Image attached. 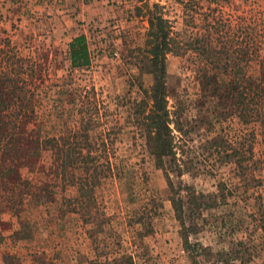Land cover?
<instances>
[{
  "label": "rangeland",
  "instance_id": "rangeland-1",
  "mask_svg": "<svg viewBox=\"0 0 264 264\" xmlns=\"http://www.w3.org/2000/svg\"><path fill=\"white\" fill-rule=\"evenodd\" d=\"M161 4L171 18L182 12L173 0H161ZM126 5L122 0H0V36L9 35L25 56H32L36 66L49 73L37 101L31 103L42 121L43 135H59L67 124L77 125L86 99L73 105L57 91L70 86L76 90L95 87L104 115L95 131L120 133L114 145L116 176L104 179L97 188L93 209L105 219V232L98 233L101 248L133 254L137 260L140 256L147 264H185L181 226L169 200L166 174L155 166L145 130L131 122L126 109L127 102L137 98L139 102L143 95L131 82L139 69L126 50L144 45L148 27L147 20L138 17V12L137 16L128 12ZM177 27L182 25L177 23ZM79 34L89 37L92 65L74 70L67 79L72 70L69 43ZM193 62L192 56L181 54H170L167 61L169 109L171 117L180 118L183 125L181 133L174 131L178 155L188 165L181 178L174 171L171 177L177 185L183 181L193 186L207 203L202 230L191 232L190 239L211 247L216 254L215 261L202 255L201 264H264L263 136L257 127L235 122L219 127L222 145L212 147L208 140L215 131L209 132L207 109L199 105L201 89ZM143 82L149 88L151 76L144 74ZM254 129L258 162L249 153V134ZM242 132L247 140L243 148L247 165L241 172L226 161L224 151L239 146ZM56 190L51 202L26 203L23 220L10 210L0 212V264H7L5 253L14 254L18 264H93L96 251L90 232L98 229L96 221L87 224L79 212L63 207L64 195L74 197L76 188ZM150 199L155 203L150 202L147 220L152 226L146 231L137 214L138 207ZM187 222H192L190 217ZM142 230L144 236L139 235Z\"/></svg>",
  "mask_w": 264,
  "mask_h": 264
},
{
  "label": "trees",
  "instance_id": "trees-1",
  "mask_svg": "<svg viewBox=\"0 0 264 264\" xmlns=\"http://www.w3.org/2000/svg\"><path fill=\"white\" fill-rule=\"evenodd\" d=\"M173 1L182 9L174 18L161 0H137L134 8L127 10L136 16L138 12V17L147 20L148 27L144 45L136 44L126 50L139 69L131 82L143 93L139 102L138 98L128 99L131 102H127L126 109L131 122L145 130L147 150L155 166L166 174L169 200L181 226L184 263L201 264L202 255L211 261L217 257L211 247L190 239L191 232L199 233L203 227L201 221L207 205L204 194L183 181L177 185L171 177L174 171L181 178L188 165L185 157L178 155L174 133L183 131L182 122L180 118L173 119L169 109L168 56L181 54L194 59L193 71L201 89L199 105L207 109L209 132L215 131L208 140L212 147L222 145L219 127L235 122L257 127L264 139V0ZM177 23L182 27L178 28ZM68 51L72 70L67 79L73 77L74 70L89 68L94 57L86 34L75 36ZM124 59L127 61L125 56ZM36 64L9 35L0 36V212L10 210L22 219L26 203L51 202L57 188L66 191L74 187L76 195H64L63 207L79 212L87 224L96 221L98 229L93 233L90 229L96 251L92 263L147 264L140 256L137 260L133 254H115L101 248L98 233L105 232V219L93 209L97 205V188L104 179L116 176L114 145L120 133L95 131L104 117L98 92L87 86L57 90L66 95L70 104L82 98L87 106L80 108L77 125L67 124L59 135H43L42 121L32 106L35 103H31L37 101L49 73ZM144 74L151 76L149 88L144 85ZM244 135L242 132L238 147L232 145L230 152L224 151L226 161L236 164L241 172L247 165ZM256 140L254 129L249 134L250 159L254 162H258ZM150 202L155 200L144 201L137 214L138 223L146 231L152 226L147 220ZM187 217L192 220L189 224ZM144 233L139 231L141 236ZM16 258L12 253L4 255L7 264H18Z\"/></svg>",
  "mask_w": 264,
  "mask_h": 264
},
{
  "label": "built area",
  "instance_id": "built-area-1",
  "mask_svg": "<svg viewBox=\"0 0 264 264\" xmlns=\"http://www.w3.org/2000/svg\"><path fill=\"white\" fill-rule=\"evenodd\" d=\"M103 1H105V0H103ZM107 1L111 2V1H115V0H107ZM122 3L127 4L126 6L129 7L128 9H130L134 6L133 1H131V0H124V1L122 0Z\"/></svg>",
  "mask_w": 264,
  "mask_h": 264
}]
</instances>
